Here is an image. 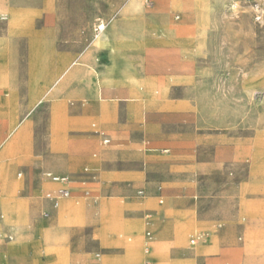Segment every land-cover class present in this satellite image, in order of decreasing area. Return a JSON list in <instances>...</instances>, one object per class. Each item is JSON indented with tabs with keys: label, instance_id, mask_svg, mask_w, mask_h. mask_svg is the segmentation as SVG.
Listing matches in <instances>:
<instances>
[{
	"label": "rangeland",
	"instance_id": "1",
	"mask_svg": "<svg viewBox=\"0 0 264 264\" xmlns=\"http://www.w3.org/2000/svg\"><path fill=\"white\" fill-rule=\"evenodd\" d=\"M192 1L200 5L192 9ZM8 3L26 13L27 27L43 32L54 54L66 57L65 67L83 65L73 66L79 71L61 83L55 96L27 107L28 38L10 36L15 39L8 42L6 61L16 87L13 108L27 110L16 117L25 129L22 141L17 136L11 155L1 157L8 168L6 176L0 171V211L3 224L11 225L7 244L24 240L36 247V255L30 250L25 257L9 254L6 262L0 257V264L56 261L42 244V233L58 218V210L48 219L40 216L47 207L43 190L54 187L44 182V171L70 175L69 198L82 212L79 221L58 226L68 253L65 264H264V257H245L254 231L264 230V0H138L137 7L128 0ZM7 28L0 18L3 39L9 38ZM41 60L35 49L31 81ZM92 67L112 69L98 90L88 80ZM0 95L7 93L0 88ZM104 103L111 107L107 115L101 111ZM0 122L1 145L8 132ZM97 130L107 135V144ZM255 169L261 173L254 175ZM158 186L163 191L159 205ZM139 187L145 197L137 201L133 196ZM150 200L163 207L152 227L145 225L146 214L151 217L157 209L144 205ZM102 202L114 204L121 220L142 224L141 259L128 256L124 244L130 238L124 234L111 232L107 243L101 242ZM14 203L25 217L16 229L6 211ZM171 222L189 226L186 247L174 236L159 237L165 255L153 257L150 241ZM201 230L215 237V250L195 256L196 243L189 239Z\"/></svg>",
	"mask_w": 264,
	"mask_h": 264
},
{
	"label": "crops",
	"instance_id": "2",
	"mask_svg": "<svg viewBox=\"0 0 264 264\" xmlns=\"http://www.w3.org/2000/svg\"><path fill=\"white\" fill-rule=\"evenodd\" d=\"M44 1L49 2L51 0H44ZM6 2L8 3V0H6ZM128 3H129V6H132V7L138 6V0H128ZM8 5H10V4L8 3ZM190 5H200V3L192 1V3H189V6ZM191 8L193 9V7H191ZM183 30H184V28H183ZM6 31H7V33L5 36H8L9 38L3 39L2 37H0V88H2L7 93V95H0V121L1 120L4 121V125L6 126L7 132H8V137L0 145V163H1L0 164V170L4 176H6L8 164L6 163V161H2L1 157L3 156L4 153L10 154L8 149L11 145L12 136L15 133L17 134L18 137H20V139L22 141V139L24 137L22 134L24 133L25 129L23 127H21L23 129L22 130L19 127V124L16 122V117H18L21 114L20 112H25L27 110V109H23L21 107L20 108L18 107L17 109L13 108V101L15 100V95H17V94L15 91L16 87L14 84H12L9 81V78H8L9 76L7 73L6 51L8 49V42L15 39V38L14 39L12 38L13 36L16 37V35H20V34L24 35V33L26 34V37L28 38L27 46H28V51H29V58H28V62H27V81L25 83V93L23 94L25 96L24 98H25L26 104L28 103L27 107L29 104H32L31 108H33L36 105L43 103L44 100L42 98H44V96L45 97L46 96H50V97L55 96V95H51V94H54L55 92H57L59 90L61 83L65 79H67L68 77L71 76V75L68 76L67 74L64 75V70L66 68L65 67L66 57L61 55V54L57 55V54L53 53L52 45H47L46 42H44L42 39L43 32L34 31V30H32L31 26L26 31H24L22 33H15L9 26L6 29ZM177 31H182V30L178 29ZM10 36H12V37H10ZM130 44L132 45V43H130ZM130 44H127V45H130ZM120 45H126V44H120ZM35 49L39 53V56H41V58H42L41 61L43 64V81H42L43 83L41 86H39L37 93H34L32 90V87H31V70H32V66H33L31 62H32V56H33ZM112 61H111V63L113 64ZM75 63L77 64L76 66H82L83 65L82 63H80V64L77 62H75ZM78 69H80V67H77L75 69L74 73L78 72L79 71ZM111 70L112 69L110 68L109 70H102L101 71V70H97V69L92 67L91 71H88V73H87L88 80L91 81L93 83L95 89L98 90L99 86L104 82V80L106 78H108V75L110 74ZM47 73H48V79H49L48 82H47V75H46ZM125 78H127L133 84H136V80L133 77L125 76ZM46 94H50V95H46ZM121 99L122 98H117V100H121ZM53 107L56 108L55 105ZM110 109H111V107L108 104L104 103L101 105V111L106 115L109 113ZM57 110L58 109H56V110L54 109V113H52L53 114L52 115V123H53V118H54L55 114L59 115ZM92 126H94V124H92ZM54 131H55V129L53 128V132ZM97 131H95V132H97ZM53 136H54V138H56V135L53 134ZM24 144H25L24 142L22 144L20 143L19 148H23ZM241 155H243V152L238 153V156H241ZM254 155L255 154L253 153L252 157H251L252 162L254 161ZM46 172H51V173L57 174V175H68L70 177V175L66 174V173H55L52 171H44L42 173V177H43L44 182L52 184V185H54V187L53 188H47V189L43 190V193H45L46 191L55 190L56 188H58L60 186L59 183L52 182L48 178H46L44 175ZM260 173L261 172L259 169H255L253 171L254 175H259ZM30 174H31V170L27 169L26 175H27L28 180L31 177ZM21 175H22V172L17 173L18 177ZM34 180L38 181L37 176L36 177L34 176ZM28 182H30V181H28ZM70 184H71V179H70V182L67 184V186L72 193V189H71ZM158 187H160L161 189L159 190ZM158 187H157L156 198L158 199V205H159V204H162V202H160L159 200H160V198L162 199V197H163V191H162L161 186H158ZM137 189H144V188L139 187ZM136 190H135V194L133 196L135 200L138 201V200L145 197L144 196L141 198H137L136 197ZM69 197L62 198V199H65L62 202L63 209H60L59 206L56 209L52 208L50 202L43 197L44 201L47 203V207L40 212L41 218L42 219H48L56 210H58L57 214H59L61 212L65 213V214L66 213L67 214L68 213L69 214H76V216L78 218H81L82 215H80V214H82V212H81L80 207L76 203L77 202L76 199L74 197H72V198H69ZM144 205H146L150 208H157L158 209V210L157 209L151 210L152 216L150 217V223L149 224L146 223L147 218L145 217V219H146L145 225L152 227L154 224V221L156 220L154 218L159 219L163 215V213H162L163 207L154 205V202L151 200L147 201ZM70 209H73L74 211L70 210ZM62 210H64V211H62ZM43 211H48L50 213V216L48 218H43L41 215V213ZM117 213H118V208H116V206H114L113 204L109 205V204H107V202H102L101 219H100L101 223H102V227L98 230L99 239L101 240L102 243L105 244V243H107V235L109 233L114 232L120 236H122L124 234L128 238H130V243L124 244V248H125V251L127 252L128 256L133 257L134 260L141 259L142 258L141 257L142 251H143L142 224L139 221L134 220V219L121 220L120 218H118ZM3 219H4V214L2 213V211H0V222L2 225L3 235L5 234V231H10L12 233V230L10 228L11 225H9L8 223L3 224ZM59 219H60V214L58 215L56 224L52 225L49 229H47L45 232L42 233V244L44 246L45 251L47 252V254L50 257H55V259H56L55 263H53V264H65L67 261L66 259L68 257V253H67L66 249H64L61 246L62 234H60V232H57L58 226L61 225ZM79 220L80 219H78V221ZM111 221H114V222H111ZM117 221L119 222L118 225H116ZM106 224L109 226V228ZM220 227H221L220 225H217L215 228L216 231H214V232H217L218 228H220ZM201 231L207 232L208 230H201ZM198 232H200V231H198ZM198 232H196V233H198ZM263 232H264V230L254 231L253 236H252V240L250 242L249 241L247 242V245L245 247V257H247V259H246L247 261H253L254 257H264V244H263L264 243V233ZM188 233H189V226L187 224L177 223V222L165 223L162 226V229L154 237V240L152 239L149 243V246L150 247L152 246V248L154 249V251L152 252L151 255L153 257L154 256L164 257V255H165L164 251H166V247H165L164 243L160 242V240L158 239L159 237L166 238V237H169L170 235L174 236L175 242L178 245H180L182 247H186V235ZM259 233H261L262 235ZM191 235H194V233ZM191 235H190V237H191ZM210 235L205 238L204 242H198L195 244V247H193V249L195 250L194 251L195 256L206 255L208 252L215 250L216 239H215V237H213V235L212 236H210ZM261 237H263V239ZM207 241H208V243L205 244V242H207ZM4 242L5 243H2V244L0 243V257L4 260V262H6V257H8L9 254L10 255H17L18 257H21V256L25 257L26 252L28 250H30L33 252L32 253L33 257L36 255V247L34 245H31V244L28 245L24 240L20 239L17 242L12 243L11 245L7 244L10 241H7L6 239ZM260 245H262L261 248H260ZM258 252L260 253V255H257ZM252 258H253V260H252ZM187 261L188 260H178V261L170 262L167 264H187L188 263ZM217 263H220V261L217 260V261L212 262L210 264H217ZM131 264H133V263H131Z\"/></svg>",
	"mask_w": 264,
	"mask_h": 264
},
{
	"label": "bare ground",
	"instance_id": "3",
	"mask_svg": "<svg viewBox=\"0 0 264 264\" xmlns=\"http://www.w3.org/2000/svg\"><path fill=\"white\" fill-rule=\"evenodd\" d=\"M26 13L23 11H20L14 7H11L10 5H8V3L6 2V0H0V18L1 19H5L7 21L8 26L15 32V33H22L24 31H26L28 29V24H27V19H26ZM100 30L104 28V24L100 25L98 27ZM80 64V63H79ZM77 64L75 62L71 63L69 66H67L64 70V75H68V76H72L75 73V69ZM36 74L35 78L31 81V87L34 93L38 92L39 86L42 85V81H43V64L40 63L38 68H36ZM91 74V73H90ZM47 75V82L49 81L48 79V73ZM67 76V77H68ZM97 79V78H96ZM30 85V84H29ZM33 93V94H34ZM39 102V101H38ZM32 105V104H31ZM57 120H58V114H55L54 118H53V127L56 128V124H57ZM22 129V128H21ZM23 130V129H22ZM16 143H17V135L14 136L12 138L11 141V145L9 147V152L11 153L13 151V149L16 147ZM1 164V163H0ZM2 168V167H1ZM4 168V167H3ZM1 171V170H0ZM69 199V198H68ZM67 199V200H68ZM70 200V199H69ZM63 200L60 201L59 204V208L63 209V204H62ZM71 202V201H70ZM73 202V201H72ZM65 205V204H64ZM78 205V204H77ZM114 205V204H113ZM106 206V205H105ZM112 206V205H111ZM70 207V206H69ZM68 207V208H69ZM115 208V207H114ZM117 208V207H116ZM73 210V209H70ZM6 211L8 212V222L13 224L15 226V229L18 228L20 225H22L23 222H25V217L24 214L21 210V208L19 207L18 204L14 203L13 205H10L8 208H6ZM60 211V210H59ZM64 211V210H62ZM74 211V210H73ZM80 211V210H79ZM111 211V210H110ZM78 212V211H77ZM75 213V212H74ZM80 213V212H79ZM108 213V212H107ZM110 213V212H109ZM114 213V212H113ZM60 214V223H63L67 220H71V221H78V217L76 216V214H65V213H59ZM58 214V215H59ZM81 215V214H80ZM113 216V215H112ZM109 217V216H108ZM111 217V216H110ZM113 218V217H112ZM110 220V219H109ZM114 222V221H111ZM116 223V222H115ZM118 221L117 224L118 225ZM114 224V223H113ZM107 225V224H106ZM108 226V225H107ZM112 227V226H111ZM109 228V226H108ZM261 231V230H260ZM109 233V232H108ZM262 233V232H261ZM259 233V234H261ZM264 233V232H263ZM262 235V234H261ZM104 237V236H103ZM262 238V237H261ZM258 239V238H257ZM261 240V239H260ZM250 242V241H249ZM264 244V243H263ZM259 245V244H258ZM262 245H260L261 248ZM152 247V246H151ZM258 247V246H257ZM254 253V252H253ZM249 255V254H248ZM257 255H260V253L258 252ZM251 259V258H250ZM253 260V258H252Z\"/></svg>",
	"mask_w": 264,
	"mask_h": 264
},
{
	"label": "built area",
	"instance_id": "4",
	"mask_svg": "<svg viewBox=\"0 0 264 264\" xmlns=\"http://www.w3.org/2000/svg\"><path fill=\"white\" fill-rule=\"evenodd\" d=\"M97 133L102 136V143L103 144H107L109 142V138L107 137V135L104 134V132L97 131ZM44 175L50 181L60 184V186L58 188H56L55 190L46 191L44 193V198L50 202L52 208L56 209L59 206L60 200L62 198L69 197L71 194V191L67 186V184L70 182V177L68 175L53 174L51 172H46ZM158 189L160 190L161 188L158 187ZM144 196H145L144 189H137L136 190V197L137 198H141ZM159 201L162 202V199L160 198ZM41 215L43 218H48L50 216V213L48 211H43L41 213ZM146 218H147L146 223L149 224L150 223V215L146 214ZM146 235L150 236V231H146ZM207 235H208V232L200 231L194 235H191L189 242L192 245L197 243V242H204ZM4 239H6L7 241L12 240V233L10 231H5Z\"/></svg>",
	"mask_w": 264,
	"mask_h": 264
}]
</instances>
